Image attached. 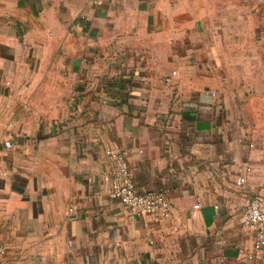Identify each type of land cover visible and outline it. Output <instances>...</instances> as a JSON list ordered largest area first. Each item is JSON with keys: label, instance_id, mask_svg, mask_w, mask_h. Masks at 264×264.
<instances>
[{"label": "crops", "instance_id": "crops-1", "mask_svg": "<svg viewBox=\"0 0 264 264\" xmlns=\"http://www.w3.org/2000/svg\"><path fill=\"white\" fill-rule=\"evenodd\" d=\"M114 147L138 189L167 190L169 217L109 193ZM254 196L264 203V0H0L11 264H264L242 224Z\"/></svg>", "mask_w": 264, "mask_h": 264}, {"label": "built area", "instance_id": "built-area-1", "mask_svg": "<svg viewBox=\"0 0 264 264\" xmlns=\"http://www.w3.org/2000/svg\"><path fill=\"white\" fill-rule=\"evenodd\" d=\"M107 156L114 162V169L104 173L109 193L120 199L132 215H152L158 218L171 215L172 202L166 189H138L125 152L114 147L107 150ZM250 171V166L241 170L235 179L238 186L247 182ZM199 206V203L195 204V207ZM242 224L256 231L254 250L250 255L252 257L264 247V203L259 196L252 197L246 204ZM0 264H11L3 245L0 246Z\"/></svg>", "mask_w": 264, "mask_h": 264}]
</instances>
